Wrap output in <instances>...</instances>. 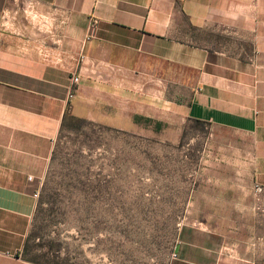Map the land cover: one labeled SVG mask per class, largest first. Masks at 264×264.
<instances>
[{
  "label": "crops",
  "instance_id": "1",
  "mask_svg": "<svg viewBox=\"0 0 264 264\" xmlns=\"http://www.w3.org/2000/svg\"><path fill=\"white\" fill-rule=\"evenodd\" d=\"M88 94L115 126L105 107L120 101L125 118L135 103L157 118L168 107L253 135L264 185V0H0V264H41L26 255L35 194L65 114ZM177 246L171 264H264L207 227Z\"/></svg>",
  "mask_w": 264,
  "mask_h": 264
},
{
  "label": "rangeland",
  "instance_id": "2",
  "mask_svg": "<svg viewBox=\"0 0 264 264\" xmlns=\"http://www.w3.org/2000/svg\"><path fill=\"white\" fill-rule=\"evenodd\" d=\"M166 86L172 101L173 84ZM86 99L90 106L73 101L69 113L77 119L57 139L27 243L30 259L171 264L183 232L195 226L225 234L264 263V185L253 135L168 107L157 118L135 103L125 118L120 101L105 107L115 126L94 115V94Z\"/></svg>",
  "mask_w": 264,
  "mask_h": 264
},
{
  "label": "built area",
  "instance_id": "3",
  "mask_svg": "<svg viewBox=\"0 0 264 264\" xmlns=\"http://www.w3.org/2000/svg\"><path fill=\"white\" fill-rule=\"evenodd\" d=\"M96 22L97 20L95 18L92 19V24H91V29H93L96 26ZM81 82V74L80 72H74L71 76V88H70V93H69V97L72 99L75 97L76 92H77V88L79 86ZM258 190L260 191L261 188L258 187ZM35 196H39V193L37 192L35 194ZM174 256H176V254L174 253Z\"/></svg>",
  "mask_w": 264,
  "mask_h": 264
},
{
  "label": "trees",
  "instance_id": "4",
  "mask_svg": "<svg viewBox=\"0 0 264 264\" xmlns=\"http://www.w3.org/2000/svg\"><path fill=\"white\" fill-rule=\"evenodd\" d=\"M75 119H77L76 116L71 115L70 113H66L65 116H64V119H63L61 131L69 124L70 121L75 120ZM196 122L205 123V122H202L200 120H196Z\"/></svg>",
  "mask_w": 264,
  "mask_h": 264
},
{
  "label": "water",
  "instance_id": "5",
  "mask_svg": "<svg viewBox=\"0 0 264 264\" xmlns=\"http://www.w3.org/2000/svg\"><path fill=\"white\" fill-rule=\"evenodd\" d=\"M178 250H179V246L176 247V251H178Z\"/></svg>",
  "mask_w": 264,
  "mask_h": 264
}]
</instances>
